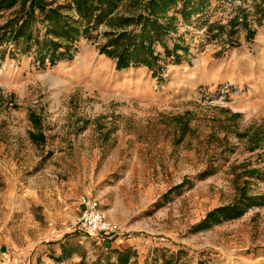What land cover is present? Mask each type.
<instances>
[{"label":"rangeland","instance_id":"1","mask_svg":"<svg viewBox=\"0 0 264 264\" xmlns=\"http://www.w3.org/2000/svg\"><path fill=\"white\" fill-rule=\"evenodd\" d=\"M261 1L210 0L186 21L177 15L167 45H179L181 60L161 59L157 76L116 70L99 51L106 24L53 66L39 64L33 45L2 44L0 264H264ZM129 2L117 16L144 14ZM18 8L0 12V25ZM62 12L78 20L72 6ZM31 28L44 37L40 15ZM241 192L263 204L198 227ZM82 196L99 202L114 232L78 228Z\"/></svg>","mask_w":264,"mask_h":264},{"label":"trees","instance_id":"2","mask_svg":"<svg viewBox=\"0 0 264 264\" xmlns=\"http://www.w3.org/2000/svg\"><path fill=\"white\" fill-rule=\"evenodd\" d=\"M125 0H70L69 6H57L52 8L45 0H0V12H5L18 5L15 15L0 25V47L5 42L20 43L22 51L27 52L31 45L37 48L38 62L44 64L49 61L50 66L64 56L71 59V48L77 43L82 35L92 37V32L106 24L111 31L104 32L103 42L99 46L100 53L115 60L116 70L129 67L144 66L157 76V70H161V59H171L179 64L181 57L177 53L178 44H173L172 49L167 45L171 33L177 32V24L181 17L183 21L201 14L207 8L210 0H130V9L142 10L136 16H117L118 7ZM144 1V2H143ZM242 1V0H241ZM258 12L264 16V0ZM143 5V6H142ZM71 6L78 20H72L64 15V9ZM173 14L169 16V12ZM40 15L46 25L44 37L40 40L38 35H33L32 24ZM78 22L80 25H78ZM163 49V56L157 52V47ZM185 50H187L185 48ZM3 53V52H2ZM2 53L0 58H2ZM239 117L235 115L234 117ZM29 122L39 124V119L28 114ZM184 118L175 119L183 122ZM186 130L184 124L179 126L178 139L181 140ZM257 134V133H256ZM35 141H42L43 135H30ZM240 137V135H239ZM257 138V137H256ZM238 202L235 204L217 208L206 214L198 225L200 229L217 223L219 220H232L240 217L247 208L260 206L264 201L255 196H248L241 192ZM125 256V258H124ZM124 258V259H123ZM128 255H122L118 262L127 263Z\"/></svg>","mask_w":264,"mask_h":264},{"label":"built area","instance_id":"3","mask_svg":"<svg viewBox=\"0 0 264 264\" xmlns=\"http://www.w3.org/2000/svg\"><path fill=\"white\" fill-rule=\"evenodd\" d=\"M79 205L82 207V213L77 225L82 232L87 235H101L115 231V227L107 220L96 199L82 196Z\"/></svg>","mask_w":264,"mask_h":264}]
</instances>
